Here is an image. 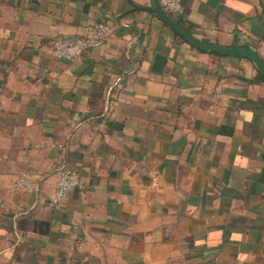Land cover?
Masks as SVG:
<instances>
[{
  "label": "crops",
  "instance_id": "0c3cea01",
  "mask_svg": "<svg viewBox=\"0 0 264 264\" xmlns=\"http://www.w3.org/2000/svg\"><path fill=\"white\" fill-rule=\"evenodd\" d=\"M152 6L0 0V264H264V80ZM170 17L264 61V0H182ZM97 21L102 45L52 54ZM64 168L79 185L54 206Z\"/></svg>",
  "mask_w": 264,
  "mask_h": 264
},
{
  "label": "built area",
  "instance_id": "2783aa9c",
  "mask_svg": "<svg viewBox=\"0 0 264 264\" xmlns=\"http://www.w3.org/2000/svg\"><path fill=\"white\" fill-rule=\"evenodd\" d=\"M159 3L168 15H175L182 8V0H159ZM110 33V27L103 21H97L81 37L58 38L53 41L52 54L59 59L73 60L82 52L92 47L102 45ZM79 185L77 174L70 169H61L58 173L57 183L51 198V204L58 206L66 201L70 191ZM15 187L21 190H35V183L24 174L15 181Z\"/></svg>",
  "mask_w": 264,
  "mask_h": 264
},
{
  "label": "water",
  "instance_id": "95a60500",
  "mask_svg": "<svg viewBox=\"0 0 264 264\" xmlns=\"http://www.w3.org/2000/svg\"><path fill=\"white\" fill-rule=\"evenodd\" d=\"M148 10L155 13L164 23L171 27L178 35H180L190 45L206 51L216 52L223 55H233L245 57L253 62L259 74L264 76V61L252 49L245 47H229L216 43H209L196 39L191 33L181 27L170 15L163 11L159 0H153V6L147 7Z\"/></svg>",
  "mask_w": 264,
  "mask_h": 264
},
{
  "label": "trees",
  "instance_id": "16d2710c",
  "mask_svg": "<svg viewBox=\"0 0 264 264\" xmlns=\"http://www.w3.org/2000/svg\"><path fill=\"white\" fill-rule=\"evenodd\" d=\"M256 78H257V79H260V80H261V79L264 80V76H262V75L259 74V73L257 74V77H256Z\"/></svg>",
  "mask_w": 264,
  "mask_h": 264
}]
</instances>
